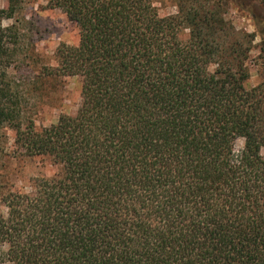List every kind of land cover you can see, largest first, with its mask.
Here are the masks:
<instances>
[{"label":"trees","instance_id":"16d2710c","mask_svg":"<svg viewBox=\"0 0 264 264\" xmlns=\"http://www.w3.org/2000/svg\"><path fill=\"white\" fill-rule=\"evenodd\" d=\"M20 1L0 10V130L56 171L27 192L0 180V264H264V80L245 85L253 36L218 0H175L164 17L160 0H49L78 43L60 44L44 74L80 78L83 105L36 129L7 73L2 20Z\"/></svg>","mask_w":264,"mask_h":264},{"label":"rangeland","instance_id":"374dc122","mask_svg":"<svg viewBox=\"0 0 264 264\" xmlns=\"http://www.w3.org/2000/svg\"><path fill=\"white\" fill-rule=\"evenodd\" d=\"M49 0H21L11 18L2 20L3 27H12L11 62L8 79L16 85L21 101L22 123L32 121L36 129L56 122L62 114L76 115L83 105L78 77L47 76L46 67L55 66V51L60 44L76 46V25L60 9L50 8ZM225 17L236 30L252 35V48L246 65L249 78L245 85L254 87L264 80V4L260 0H218ZM0 0V10L7 8ZM161 17L176 13L175 0L156 3ZM188 30L182 29L185 39ZM15 133L0 130V180L6 190L29 191L36 178L50 177L56 167L44 157H23L15 153ZM243 148V139L235 142V153ZM264 156V150L261 151ZM0 211L6 212L0 202Z\"/></svg>","mask_w":264,"mask_h":264}]
</instances>
